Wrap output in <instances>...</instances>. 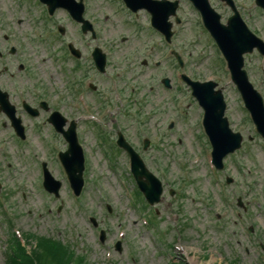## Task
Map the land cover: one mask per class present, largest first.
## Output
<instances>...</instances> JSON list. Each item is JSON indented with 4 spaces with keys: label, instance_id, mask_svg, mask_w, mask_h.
<instances>
[{
    "label": "rangeland",
    "instance_id": "1",
    "mask_svg": "<svg viewBox=\"0 0 264 264\" xmlns=\"http://www.w3.org/2000/svg\"><path fill=\"white\" fill-rule=\"evenodd\" d=\"M214 1L223 15L229 13L224 4ZM241 1L236 0L238 7ZM244 1L247 8L239 7L240 11L250 20V28L264 37V12L257 10L254 0ZM186 4L183 1L178 11L182 23L177 25L174 22L171 48L186 61L185 74L204 80L209 74L218 73L224 60L217 56V48L203 27L199 28L200 22L196 23L199 19L197 12ZM116 9L112 1L89 0L87 17L94 18L100 38L108 37L109 41H92L90 34L80 32L76 22L68 23L72 44L83 55L77 62L79 69L75 68L73 59L72 64L68 63L69 69L72 66V84L74 77L79 81L84 79L83 86H80L83 98L77 89L69 101L72 103L69 116L76 119L87 157L86 183L80 198L75 199L64 172L55 164L57 160L59 163L62 148L66 150L67 147L66 142L60 146L62 137L55 131L40 134L34 121H27L29 138L22 144L16 136L9 134L8 127H4V122L8 126L7 119L0 113V121L4 120L0 122V191H3L0 198V264H6L10 239L13 234L17 235L16 230L22 238L32 233L71 244L73 261L79 255L83 264H171L174 260L186 264H231L234 260L239 264H264V140L251 124L248 111L243 110L239 93L227 84L228 74L222 70L216 81L228 100L227 115L231 126L242 133L244 143L241 150L224 159L223 169L217 171L211 164L209 142L202 133V111L190 97L189 88L179 85L178 72L181 70L176 61L169 59L168 47L149 29L143 13L136 17L139 27L135 28L121 22L122 17ZM20 15L14 0H0V19L6 24L12 25ZM60 16L59 21L68 22L63 14ZM131 20L136 22L133 17ZM36 21H42L40 15L36 16ZM4 27L5 24L0 27V35ZM13 32L18 36L25 35L36 32V28L16 25ZM128 34L138 37L130 39L128 44H121L120 37ZM111 37L117 42H111ZM43 39L39 38V41L43 42ZM95 44L112 56L106 75L95 70L88 72V64L83 66L89 60L86 53ZM41 45L39 51L42 53L36 43L27 39L24 49L29 54L33 48L37 50L42 63L40 71L45 69L53 74L56 87L64 91V81H57L55 72L48 69H60L61 62L51 57H59L60 42L53 44V55L46 53ZM152 46L157 51H151V65L144 69L140 62ZM133 47L139 52L135 67L121 68L120 60L127 65ZM43 54L50 57L42 61ZM64 56L68 57V53ZM158 59L162 65L156 67L155 60ZM261 65L264 66V61L259 55H248L250 78L264 96V79L258 68ZM61 72L64 69L61 68ZM86 77L100 91L95 94L86 92ZM162 78H169V89L162 84ZM112 86L121 89L120 99ZM137 87L136 92L132 90ZM108 89L112 91L109 97L112 103L108 111L105 110L107 107L102 111L99 100ZM132 93L135 96L129 98ZM187 94L189 96L185 98ZM182 104L186 108V117H182L179 111ZM97 114L106 116L105 128L94 123L98 122L97 119L88 117H97ZM118 131L123 132L147 167L163 182L165 191L161 203L143 209L138 206L133 194L135 182L130 176L129 157L125 151L120 153L111 141ZM146 138L150 140V146L144 150ZM105 151L112 162L107 159ZM42 162L48 164L52 175L63 184L57 198L44 190ZM228 177L233 178L231 184L226 183ZM128 188L132 194H128ZM170 190H175L174 196L170 195ZM240 200L241 206L238 205ZM143 217L156 218L153 224H147ZM91 218L96 219L97 228ZM101 229L106 231L105 243L98 238ZM122 232L126 235L118 237ZM117 240H122L121 252L115 248ZM29 243L35 244L34 241ZM180 247L187 253L176 249ZM109 254L112 257L106 258Z\"/></svg>",
    "mask_w": 264,
    "mask_h": 264
},
{
    "label": "water",
    "instance_id": "2",
    "mask_svg": "<svg viewBox=\"0 0 264 264\" xmlns=\"http://www.w3.org/2000/svg\"><path fill=\"white\" fill-rule=\"evenodd\" d=\"M74 3L72 1V13L73 16L82 21V13L83 8L82 4L78 5L81 7L79 14H74L73 7ZM209 20L206 21L207 27L211 31L214 38L217 40L221 49L225 53L226 57L233 63L239 65L242 62V53L251 49L254 39L248 38L246 34H240L236 28L234 27H224L219 22V17L215 18L207 17ZM84 29L85 26H84ZM243 43L249 44V47L240 50ZM233 59V60H232ZM235 60V61H234ZM214 86L208 87V85H194L195 95L199 99L200 103L203 105L206 111L205 115V128L207 130L208 135L213 143L214 147V155L216 159V163L219 168L222 167V158L229 152H233L235 149L240 147L241 144V136L240 134H233L230 132L228 128L227 119L223 118L224 114V101L220 92L213 93ZM250 94L246 96L245 101L248 108L251 110L254 121L258 126L259 131L264 136V107L262 98L258 95L251 86L249 87ZM212 92V93H211ZM123 145L128 148L131 152V156L134 160V172L140 184V187L146 192L147 197L151 202L159 201V196L161 194V184L158 180L154 179V177L146 170L144 164L140 160V158L130 149L125 143ZM77 154V168L79 176L75 175V166H72L71 158L69 154ZM63 162L72 178V185L76 192L78 193L82 187V179L81 176V162H82V152L76 146V140H72V148L70 146V150L62 156ZM141 177H146L147 181L143 183L141 181ZM76 178L77 180H74ZM58 189L55 188L56 191Z\"/></svg>",
    "mask_w": 264,
    "mask_h": 264
},
{
    "label": "trees",
    "instance_id": "3",
    "mask_svg": "<svg viewBox=\"0 0 264 264\" xmlns=\"http://www.w3.org/2000/svg\"><path fill=\"white\" fill-rule=\"evenodd\" d=\"M40 262L38 264H66L67 250L60 244L49 240L42 239L39 241ZM19 254L13 258L9 264H34V262L26 255L24 249L18 247Z\"/></svg>",
    "mask_w": 264,
    "mask_h": 264
},
{
    "label": "flooded vegetation",
    "instance_id": "4",
    "mask_svg": "<svg viewBox=\"0 0 264 264\" xmlns=\"http://www.w3.org/2000/svg\"><path fill=\"white\" fill-rule=\"evenodd\" d=\"M22 3L23 4H25V5H28V3H31V4H37L38 6H40L41 7V10H42V12L44 13V19L47 21V23L48 24H51L52 23V19L50 18V16H48V8H47V6H45L44 4H42L41 3V1L40 0H23L22 1ZM44 19H42V21H44ZM41 21V22H42ZM38 22H40V21H38ZM6 39V38H5ZM8 39H6V41H7ZM9 81H10V79H9ZM66 90H67V92L68 93H71L72 94V81H70V82H67V85H66ZM59 95V92L57 91V92H55V94H54V96H58ZM32 96V95H31ZM44 97H46V99L45 100H47V99H49V96L48 95H46V96H44ZM42 100H44V99H39V101H38V103H41L40 101H42ZM51 104V103H50ZM40 105V104H39ZM52 108V107H51ZM52 110L53 111H58L57 109H55V108H52Z\"/></svg>",
    "mask_w": 264,
    "mask_h": 264
}]
</instances>
